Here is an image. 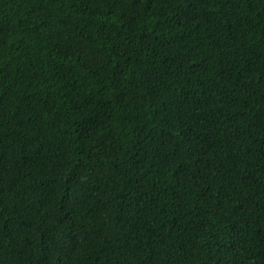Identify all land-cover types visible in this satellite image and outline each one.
<instances>
[{
	"label": "trees",
	"instance_id": "1",
	"mask_svg": "<svg viewBox=\"0 0 264 264\" xmlns=\"http://www.w3.org/2000/svg\"><path fill=\"white\" fill-rule=\"evenodd\" d=\"M0 264H264V0H0Z\"/></svg>",
	"mask_w": 264,
	"mask_h": 264
}]
</instances>
